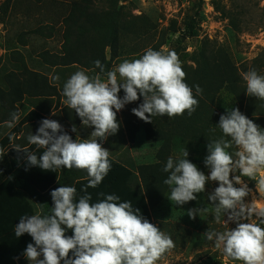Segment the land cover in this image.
<instances>
[{
    "label": "clouds",
    "instance_id": "1",
    "mask_svg": "<svg viewBox=\"0 0 264 264\" xmlns=\"http://www.w3.org/2000/svg\"><path fill=\"white\" fill-rule=\"evenodd\" d=\"M94 64L105 73L99 60ZM105 75L103 79L99 74L90 76L79 70L63 85L67 107L80 117L83 126L94 128L90 138L73 139L59 122L45 118L36 134L27 136L30 144L45 149L39 157L15 147L16 151L26 153L29 166L53 172L58 168H75L86 170L88 176V183L82 189L85 195L78 202L74 186H60L50 193L51 214L42 215L38 211L20 218L15 225L16 237L27 233L34 241L23 253L31 264L62 261L63 264H157L175 246L168 234L133 208L131 201L121 202L118 195L100 193L104 198L90 203L92 198L87 188H96L111 169L110 151L98 141L118 132L117 113L126 104L143 97L132 113L147 123L157 115L174 118L187 112L191 116L199 104L196 95L202 89L196 85L194 95L185 82L186 73L174 50L164 53L148 48L140 58L125 60ZM242 78L247 95L264 100V75L251 69ZM18 118V113H12L7 126L13 127ZM217 126L223 136L207 144L204 164L209 174L187 158V150L183 151V158L167 159L163 171L169 175L163 182L171 188L168 199L183 206L205 192L209 181L218 182L208 193V200L214 205V219L219 223L223 215L225 222L236 226L222 232L207 230L203 236L234 261L264 264V207L246 201L252 189L242 179L255 180V189L264 195V176L258 178L264 170V128L239 108L221 114ZM72 131H77L75 126ZM233 146L238 149L234 153L228 151ZM202 211L206 209L193 208L187 214L195 219ZM253 217L259 223L253 222ZM67 229L73 235L67 236Z\"/></svg>",
    "mask_w": 264,
    "mask_h": 264
},
{
    "label": "trees",
    "instance_id": "2",
    "mask_svg": "<svg viewBox=\"0 0 264 264\" xmlns=\"http://www.w3.org/2000/svg\"><path fill=\"white\" fill-rule=\"evenodd\" d=\"M103 1L77 0L71 4L70 12L63 21L62 52L60 55L42 53L45 64L54 67L79 65L102 77L112 70L115 59L120 55L122 37L137 34L131 28L124 7H118L113 0L105 1L106 6L98 5L97 2ZM188 29L194 35L192 27L189 26ZM52 31V26H42L31 33L50 38ZM173 32L180 33L177 45L187 38L185 31L182 32L181 29L175 28ZM162 46L160 43L152 46V49L161 51ZM171 48L173 50L175 44L171 45ZM190 59L193 66L182 65L186 73L185 82L193 89L194 95L196 85L202 89V93L196 95L199 104L195 112L191 116L185 112L174 118L157 115L151 117V123L140 120L145 141L151 144L160 143L155 163L140 165L136 169L133 165L125 164V160L109 156L111 169L107 176L96 188H87V193L92 198L90 203L103 199L100 193L115 194L120 197L121 202L131 201L133 208L139 209L140 214L154 224L152 210L164 200L170 188L163 182L168 177L163 167L170 156L174 160L179 159L172 156L173 140L182 139L207 145L209 141L222 138V131L217 125L220 115L230 109L219 107L223 96L225 100L235 103L231 108H239L242 114L264 128V100L247 95L246 83L242 78V74L251 69L264 75V51L250 62L237 64L223 46L204 40L200 49L194 52ZM97 60L104 65L105 73L95 67L94 62ZM35 79L29 86V96H60L45 77L39 78L38 81ZM18 91L9 94L0 92V124L8 123L12 113H17L16 103H19L24 95L22 90ZM63 112L70 123L81 121L74 110L67 106L63 108ZM45 118V114L31 110L23 118H18L12 130L0 140V234L8 235L0 238V247L9 252V261L2 264L21 263L25 257L24 250L34 241L27 233L16 237L15 225L19 223L20 218L34 215L38 211L42 215L51 214L52 190L60 186H74L77 190V202L85 195L82 189L88 183L86 170L58 168L54 172L44 171L38 166H29L25 159L26 153L16 151L15 147L19 146L34 152L38 157L43 153L45 149L30 144L27 136L30 133L36 134ZM123 122L130 142H133L134 137L130 134L131 124L126 118ZM63 130L73 139H77L70 130ZM236 149L233 146L228 151L234 153ZM65 234L71 236L73 232L67 229Z\"/></svg>",
    "mask_w": 264,
    "mask_h": 264
},
{
    "label": "rangeland",
    "instance_id": "3",
    "mask_svg": "<svg viewBox=\"0 0 264 264\" xmlns=\"http://www.w3.org/2000/svg\"><path fill=\"white\" fill-rule=\"evenodd\" d=\"M74 1L77 0H0V92L9 94L22 90L24 95L21 101L16 103L19 119L31 110H37L71 129L65 121L66 116L63 111L58 110L66 104L63 85L79 70L85 71L90 76L97 75L92 70L79 65L49 66L41 57L44 52L61 54L63 21ZM105 1L107 0L97 3L106 6ZM113 1L118 7H124L131 28L137 35L122 37L120 55L115 59L112 70L125 60L140 58L146 49L160 43L163 44L160 50L164 53L172 50L171 45L175 44L173 50L178 54L181 64L188 66H193L190 56L200 49L204 40L223 46L237 64L250 62L264 51V0ZM42 26H52L50 38L31 33L32 30ZM189 26L192 27L194 35L190 33ZM175 28L185 31L187 35L185 41L178 45L176 42L180 33L175 34L173 32ZM41 77H45L60 96L55 98L29 96L27 92L30 90L29 86L33 84L32 81L34 79L38 81ZM102 78L106 79V76ZM123 95L121 89L119 96L122 98ZM61 96L64 101H61ZM223 97L219 107L231 110V106L235 103ZM142 102L143 97H140L137 101L126 104L117 113L119 123L121 119L126 118L131 124L130 134L134 140L126 148L125 155L137 165L154 163L160 148V143L151 144L145 141L141 119L132 113V109ZM54 104L55 108H53ZM7 124H0V140L14 127L9 128ZM93 130V127L82 125V133L80 129L75 133L90 138ZM119 132L120 128L114 135L118 137ZM185 150L189 153L187 158L206 175L209 174V169L204 164V159L208 155L207 145L182 139L173 140L174 158H183L182 153ZM260 176H264V170H261L258 178ZM242 179L252 189L246 201L252 200L258 207H264V195L255 189L256 181L248 177ZM217 186L218 182L209 181L205 192L197 194L196 200L189 201L183 206L176 205L168 199L171 192L169 188L164 200L152 210L154 225L168 234L175 245L157 264H242L241 261H234L225 256L222 250L214 247V242L207 241L203 236L207 230L222 232L236 226L233 222H225L223 215L219 223L214 219V205L208 200V193ZM193 208L206 209V211H202L200 216L197 215L192 219L187 213ZM253 222L259 223V219L253 217ZM40 259H43V256ZM27 263L31 262L27 260Z\"/></svg>",
    "mask_w": 264,
    "mask_h": 264
},
{
    "label": "crops",
    "instance_id": "4",
    "mask_svg": "<svg viewBox=\"0 0 264 264\" xmlns=\"http://www.w3.org/2000/svg\"><path fill=\"white\" fill-rule=\"evenodd\" d=\"M45 98H55V96H47ZM61 99H62L61 101L65 100L62 96H61ZM66 106L67 105L65 104V106L60 107L58 110L61 109L63 111V108L66 107ZM55 107H56V105L54 104L53 108H55ZM63 114H64V112H63ZM47 118L53 120L51 117H47ZM76 120H78V119H76ZM65 121H66L67 124H69L71 129L67 128V127H64L61 124L62 127L67 129V130H70L75 135L77 140L87 139V138H85V136L80 135V134H76L75 132L72 131L73 126H75L78 130L80 129V132L82 131V122L81 121L80 122L77 121L76 124L70 123L67 119H65ZM119 133L120 134H119L118 137H116L114 134H112V135H109L106 140L98 141V142H100L103 147H107L110 150V155H109L110 157L115 158V159L120 158L121 160H125V162H124L125 164L133 165L136 169H137L138 166L144 165V164L137 165L135 162L131 161L125 155L126 154L125 150L127 151L126 148L131 144V142H130V139H129L128 135H127V130H126L125 126H124L123 119H121V122H120V132ZM20 136L21 135H19L18 138H20ZM125 142H126V146H124ZM121 148H122V150H121ZM7 236L8 235L0 234V238L7 237ZM1 256H2V258L0 259V264H2L3 262H8L9 261L8 260L9 259L8 258L9 252L7 250H3V248L0 247V257ZM27 260L28 259L26 257H24L20 264H29V263H27Z\"/></svg>",
    "mask_w": 264,
    "mask_h": 264
}]
</instances>
